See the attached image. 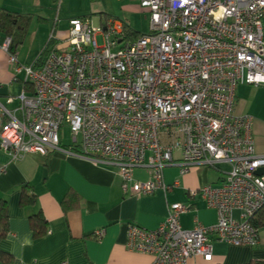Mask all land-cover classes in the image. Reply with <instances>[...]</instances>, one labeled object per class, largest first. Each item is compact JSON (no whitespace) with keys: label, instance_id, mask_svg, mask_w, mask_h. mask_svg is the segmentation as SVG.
Masks as SVG:
<instances>
[{"label":"built area","instance_id":"2783aa9c","mask_svg":"<svg viewBox=\"0 0 264 264\" xmlns=\"http://www.w3.org/2000/svg\"><path fill=\"white\" fill-rule=\"evenodd\" d=\"M139 2L150 30L134 42L124 40L120 20L103 27L75 19L65 48L51 35L41 64L23 67L4 39L9 64L31 91L0 101V147L15 162L61 151L115 167L123 193L137 197L170 192L166 168L184 176L197 166H230L221 187L190 192L217 211L216 224L184 230L187 208L174 204L156 230L128 229L127 249L155 264H214V240L259 243L253 220L264 208V174L257 175L264 154L256 152L253 118L236 115L235 100L240 85L264 88V0ZM64 128L78 153L61 146ZM140 169L152 179L136 180Z\"/></svg>","mask_w":264,"mask_h":264},{"label":"crops","instance_id":"0c3cea01","mask_svg":"<svg viewBox=\"0 0 264 264\" xmlns=\"http://www.w3.org/2000/svg\"><path fill=\"white\" fill-rule=\"evenodd\" d=\"M0 9L32 18L22 46L16 50L19 64L32 66L47 47L51 35L65 48L70 22L91 19L105 27L108 19L120 20L131 31L128 17L147 13L139 0H0ZM0 38V101L6 105L10 97L26 91L25 73L16 74L9 56L2 49ZM16 79V80H15ZM14 101L7 105L14 110ZM235 114L253 118V137L258 154H264V88L240 85L235 100ZM64 142V141H63ZM62 147L78 153L72 144ZM176 154V159L179 158ZM0 200L7 203L9 233L0 242V251L13 258L11 264H155L148 254L127 249L128 229L137 225L156 230L165 221L168 208L180 204L187 208L181 216L184 230L200 224L211 226L218 219L217 211L201 197L190 196L192 190L204 186L221 187L231 168L193 167L184 176L178 167L164 170V182L170 192L157 191L150 196L124 194L117 168L93 162L81 156L61 151L47 157L38 154L13 161L0 147ZM135 179L141 182L153 175L144 169L136 170ZM30 186L35 195L31 207L21 205L22 188ZM41 214L47 222L44 236L35 237L31 217ZM241 212H234L239 220ZM259 221L257 246H233L216 240L212 242L214 264H264V208L256 215ZM104 232L101 239L96 233ZM188 264H204L201 260Z\"/></svg>","mask_w":264,"mask_h":264},{"label":"trees","instance_id":"16d2710c","mask_svg":"<svg viewBox=\"0 0 264 264\" xmlns=\"http://www.w3.org/2000/svg\"><path fill=\"white\" fill-rule=\"evenodd\" d=\"M32 18L28 16H20L18 14L0 9V38H9L12 40L11 50H16L23 45L26 33L30 27ZM145 34L131 31L127 26L125 27L124 40L134 42L142 38ZM45 56V50L37 60L36 64H41L43 57ZM26 90L31 91L26 87ZM75 148V147H73ZM35 204V195L30 186H24L22 188L21 205L23 207H31ZM260 212L257 214V216ZM32 228L35 237L44 236L46 233L47 222L43 219L42 215H35L31 217ZM259 221L256 217L253 220V224L258 227ZM9 233V216L7 210V203L0 200V242L7 237ZM13 258L0 251V264H11Z\"/></svg>","mask_w":264,"mask_h":264},{"label":"rangeland","instance_id":"374dc122","mask_svg":"<svg viewBox=\"0 0 264 264\" xmlns=\"http://www.w3.org/2000/svg\"><path fill=\"white\" fill-rule=\"evenodd\" d=\"M130 21V25L132 27H135L137 30L148 33L150 30V17L148 13H137L134 16L128 17ZM98 44L99 46H103L102 38H98ZM63 140L62 142L64 144H70L72 142L70 131L67 128H64L63 134H62Z\"/></svg>","mask_w":264,"mask_h":264},{"label":"water","instance_id":"95a60500","mask_svg":"<svg viewBox=\"0 0 264 264\" xmlns=\"http://www.w3.org/2000/svg\"><path fill=\"white\" fill-rule=\"evenodd\" d=\"M263 174H264V169L259 170V171L257 172V175H263Z\"/></svg>","mask_w":264,"mask_h":264}]
</instances>
